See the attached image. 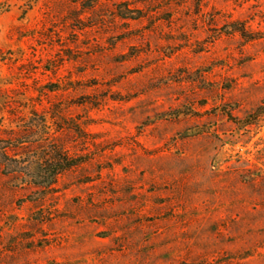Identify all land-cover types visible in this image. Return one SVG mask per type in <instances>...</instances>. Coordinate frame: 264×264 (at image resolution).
Wrapping results in <instances>:
<instances>
[{"label":"rangeland","instance_id":"rangeland-1","mask_svg":"<svg viewBox=\"0 0 264 264\" xmlns=\"http://www.w3.org/2000/svg\"><path fill=\"white\" fill-rule=\"evenodd\" d=\"M0 264H264V0H0Z\"/></svg>","mask_w":264,"mask_h":264},{"label":"trees","instance_id":"trees-1","mask_svg":"<svg viewBox=\"0 0 264 264\" xmlns=\"http://www.w3.org/2000/svg\"><path fill=\"white\" fill-rule=\"evenodd\" d=\"M262 106H263V105H262ZM262 106L258 107V109H257V110H260V109L262 108Z\"/></svg>","mask_w":264,"mask_h":264}]
</instances>
